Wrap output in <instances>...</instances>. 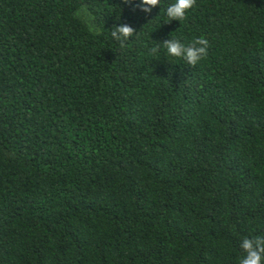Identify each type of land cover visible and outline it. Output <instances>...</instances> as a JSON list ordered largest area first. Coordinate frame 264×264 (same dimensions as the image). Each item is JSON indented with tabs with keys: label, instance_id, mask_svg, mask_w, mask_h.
<instances>
[{
	"label": "trees",
	"instance_id": "trees-1",
	"mask_svg": "<svg viewBox=\"0 0 264 264\" xmlns=\"http://www.w3.org/2000/svg\"><path fill=\"white\" fill-rule=\"evenodd\" d=\"M171 2L0 0V264H239L264 238V0Z\"/></svg>",
	"mask_w": 264,
	"mask_h": 264
},
{
	"label": "clouds",
	"instance_id": "clouds-1",
	"mask_svg": "<svg viewBox=\"0 0 264 264\" xmlns=\"http://www.w3.org/2000/svg\"><path fill=\"white\" fill-rule=\"evenodd\" d=\"M128 3H135L136 0H127ZM160 0H139L140 8L143 12L151 13L153 9L159 7ZM195 5V0H172L164 9L167 18L165 23L182 21L189 10ZM112 37L123 42L134 36V29L125 23H119L111 31ZM166 54L169 57L183 60L190 66L197 65L208 53L209 41L204 37L197 38L195 41L185 44L176 38H170L162 43ZM160 45L151 49L152 54H156ZM240 249L244 255L239 264H264V238L245 237L240 244Z\"/></svg>",
	"mask_w": 264,
	"mask_h": 264
}]
</instances>
